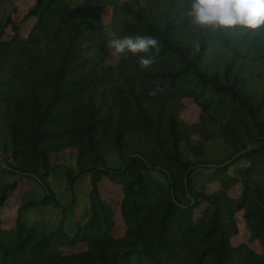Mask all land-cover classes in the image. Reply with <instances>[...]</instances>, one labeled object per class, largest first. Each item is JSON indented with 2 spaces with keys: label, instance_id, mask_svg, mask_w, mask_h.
<instances>
[{
  "label": "trees",
  "instance_id": "1",
  "mask_svg": "<svg viewBox=\"0 0 264 264\" xmlns=\"http://www.w3.org/2000/svg\"><path fill=\"white\" fill-rule=\"evenodd\" d=\"M109 4L118 38L159 42L149 68L138 64L144 53L116 64L92 54L97 47L109 55L102 31ZM191 4L33 0L27 35L11 19L10 37L0 28V111L12 133V163L0 167L20 177L0 185V210L24 178L44 191L21 202L13 223L0 219V264H264V25L204 28L188 15ZM215 140L232 148L219 165L249 150L227 166L194 168L208 164L199 157ZM66 149L76 150L78 169L67 170L72 196L62 205L47 179L51 154ZM109 152L120 167H108ZM84 174L89 214L69 225ZM104 177L122 191L125 229L102 196ZM237 184L241 193L230 195ZM38 206L61 211L56 229L25 225L22 213ZM239 213L261 251L233 243Z\"/></svg>",
  "mask_w": 264,
  "mask_h": 264
},
{
  "label": "rangeland",
  "instance_id": "2",
  "mask_svg": "<svg viewBox=\"0 0 264 264\" xmlns=\"http://www.w3.org/2000/svg\"><path fill=\"white\" fill-rule=\"evenodd\" d=\"M80 1V0H75ZM124 1V0H122ZM33 0H0V28L5 29L8 32L7 38L10 37L11 25L8 24V19H11L15 24L21 27V31L24 35H27L34 18H26L25 14L27 9L32 5ZM114 17V4H109L105 7V13L103 15V34L107 40L118 38L113 28ZM109 48V47H108ZM92 54L99 58L104 64H116L119 60V56L112 55V50L109 49V55L105 56L103 52L97 47L92 49ZM12 153V133L5 125L2 114L0 111V160L1 165L4 167H10ZM232 153V148L221 140L211 141L208 144L207 152L205 155L199 157V160L205 161L204 163L217 164L219 161L227 159ZM107 165L111 168H118L122 165V161L118 155L114 152L106 154ZM51 162L53 170L51 171L47 181L49 187L54 191L56 198L62 205H66L71 200V189L68 186L67 170L72 169L77 171L76 150L66 149L60 152L51 154ZM242 165V163H239ZM235 167H231L229 172L235 173ZM204 173H209L208 170H203ZM158 176V175H157ZM159 177V176H158ZM161 178V177H160ZM20 180L19 176L3 173L0 167V185ZM219 187L218 182H214L208 185V190L213 191ZM91 189L90 176L84 174L80 176L73 190L77 198V204L75 206V215L71 212L67 214V221L70 224L77 218L83 223L90 210L89 206V191ZM242 191L240 184L235 185L229 191L230 195L238 196ZM101 192L103 198L109 202L116 210L117 228L125 229L126 226L121 220L120 202L122 199V191L120 187L112 183L108 178H103L101 182ZM42 198L44 191L42 187L35 180L24 178L18 189L13 192L10 199L2 210H0V219L6 224L14 222L16 215H18V208L23 200H28L32 197ZM22 219L26 226H31L33 223H38L41 229L44 231H52L58 227L62 220L61 211L53 206H38L35 208L27 209L22 213ZM238 228L239 233L233 238L234 244L248 243L256 251H261L260 244L257 241H251L250 231L248 226L242 217V214H238Z\"/></svg>",
  "mask_w": 264,
  "mask_h": 264
},
{
  "label": "clouds",
  "instance_id": "3",
  "mask_svg": "<svg viewBox=\"0 0 264 264\" xmlns=\"http://www.w3.org/2000/svg\"><path fill=\"white\" fill-rule=\"evenodd\" d=\"M188 15L204 28L231 29L243 27L258 29L264 25V0H192ZM107 46L112 55L127 59V54L141 55L138 64L149 68L154 62L153 50L159 52V42L152 36H123L111 38ZM156 95V91L149 93Z\"/></svg>",
  "mask_w": 264,
  "mask_h": 264
},
{
  "label": "water",
  "instance_id": "4",
  "mask_svg": "<svg viewBox=\"0 0 264 264\" xmlns=\"http://www.w3.org/2000/svg\"><path fill=\"white\" fill-rule=\"evenodd\" d=\"M249 150V148L245 149V150H242L236 154H234L230 159H228L224 164L222 165H219V164H212V163H209V164H199V165H196L194 168H197V167H204V166H207V167H211V168H217V167H221V166H227L229 164H231L234 160H236L237 158L241 157L243 154H245L247 151ZM34 177H36L35 174H32Z\"/></svg>",
  "mask_w": 264,
  "mask_h": 264
}]
</instances>
